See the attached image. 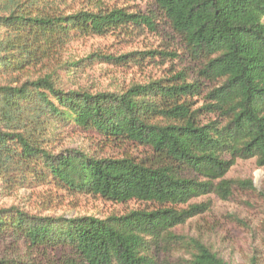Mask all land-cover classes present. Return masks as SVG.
Returning <instances> with one entry per match:
<instances>
[{
    "label": "trees",
    "instance_id": "16d2710c",
    "mask_svg": "<svg viewBox=\"0 0 264 264\" xmlns=\"http://www.w3.org/2000/svg\"><path fill=\"white\" fill-rule=\"evenodd\" d=\"M3 2V186L46 185L69 195L152 208L97 219L0 207V242H21L37 255L30 263L0 264H171L170 248L183 243L196 249L185 264H227L199 240L174 233L200 211L194 205L177 207L211 192L228 200L232 189L251 190V181L224 179L237 160L253 159L264 168V0H153L188 55L200 62L197 81L187 83L182 72L118 93L64 89L54 72L21 83L6 80L54 58L74 39L104 36L129 24L154 31L153 15L64 11L49 0ZM149 54L87 60L119 64L134 56L144 62ZM201 81L218 86L207 93L208 104L192 110L189 100L199 94ZM205 115L217 120L202 124ZM66 130L92 133L106 145L132 144L149 156L136 162L52 149L51 140Z\"/></svg>",
    "mask_w": 264,
    "mask_h": 264
},
{
    "label": "rangeland",
    "instance_id": "374dc122",
    "mask_svg": "<svg viewBox=\"0 0 264 264\" xmlns=\"http://www.w3.org/2000/svg\"><path fill=\"white\" fill-rule=\"evenodd\" d=\"M4 0H0V15ZM64 11L120 9L124 13L154 16L155 30L127 25L104 36H88L67 43L54 58L44 61L35 69L24 73L8 75L6 82L21 83L39 76L55 73L64 89H84L90 92H121L131 85H142L178 73L187 75V83L197 81L196 72L200 62L193 60L182 45L179 37L171 30L153 0H49ZM2 31L0 30V37ZM130 53H150L146 61L129 57L119 64L102 58L87 60L90 55L116 58ZM76 67L65 63L80 62ZM63 66L64 68H59ZM4 79V78H3ZM200 92L191 98L192 110L208 104L207 93L217 87L216 83L201 81ZM217 120L215 116H202L200 123ZM49 146L60 149H75L99 159L130 158L140 162L149 153L132 144L106 145L92 133L78 130L59 132ZM225 180L251 181L252 189H232L228 200H222L214 192L192 199L177 210L188 206H199L195 217L177 226L174 233L194 238L205 248L215 253L227 264H264V168L255 160H237L224 177ZM217 181L214 182L216 184ZM16 206L29 214L53 217L93 216L105 219L111 215L120 216L131 210L151 209L152 206L139 202L124 204L103 200L99 197L69 195L50 186L33 187L3 186L0 181V207ZM168 259L171 264H185L196 253L193 246L183 243L170 248ZM37 255L25 248L21 242H0V260L30 263ZM15 260V261H14Z\"/></svg>",
    "mask_w": 264,
    "mask_h": 264
}]
</instances>
